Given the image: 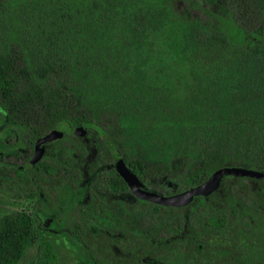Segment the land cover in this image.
Segmentation results:
<instances>
[{"label": "trees", "instance_id": "obj_1", "mask_svg": "<svg viewBox=\"0 0 264 264\" xmlns=\"http://www.w3.org/2000/svg\"><path fill=\"white\" fill-rule=\"evenodd\" d=\"M0 111V177L18 180L17 198L33 195L8 159L15 138L32 151L57 129L35 169L61 177L96 228L160 245L144 264H210L188 230L222 232L239 214L240 259L264 264V232L252 228L264 180L223 177L210 195L164 207L131 195L112 158L161 195L222 167L264 172V0H0ZM67 230L84 239L77 216ZM0 264L61 260L32 213L0 209Z\"/></svg>", "mask_w": 264, "mask_h": 264}, {"label": "rangeland", "instance_id": "obj_2", "mask_svg": "<svg viewBox=\"0 0 264 264\" xmlns=\"http://www.w3.org/2000/svg\"><path fill=\"white\" fill-rule=\"evenodd\" d=\"M3 113L0 111V128L5 125ZM14 133H11L10 141ZM52 151V150H51ZM18 165L24 160L23 153L17 151L8 157ZM9 160V161H10ZM30 190H24L33 197L17 198L15 191L18 180L0 177V209L5 211L24 209L32 213L37 222L40 240H49L59 254L61 264H144L151 253L157 252L160 245L138 241L129 244L127 239L116 233L96 228L78 213L82 200L76 198L73 191L61 177L47 178L35 170H29ZM85 188V186H84ZM264 197L256 198L252 228L264 232ZM72 216L81 219L85 230L84 239L76 241L68 232V221ZM242 215L229 223L222 232L205 231L199 228L188 230L185 238L187 244L194 248V253L202 261L210 264L236 262L246 264L240 259L241 251L234 243L236 232L241 224ZM247 236L251 237L250 234ZM256 240V239H254ZM90 252L98 261L88 255ZM34 253L30 249L28 255Z\"/></svg>", "mask_w": 264, "mask_h": 264}, {"label": "water", "instance_id": "obj_3", "mask_svg": "<svg viewBox=\"0 0 264 264\" xmlns=\"http://www.w3.org/2000/svg\"><path fill=\"white\" fill-rule=\"evenodd\" d=\"M70 133L75 134L76 136H82L84 131L81 126H78L71 129ZM62 135L63 133L61 131L54 129L38 138L34 143V152L29 160V165H34L41 159L44 150L42 147L43 144L57 140L61 138ZM112 158L113 165L119 176L125 182L129 191L135 198L164 207L182 208L190 204L195 197L210 195L217 189L219 182L223 177H248L257 180H264V172H257L239 167H222L216 169L206 180L194 187L171 195H161L143 190L134 175L124 166L117 152L112 154Z\"/></svg>", "mask_w": 264, "mask_h": 264}, {"label": "flooded vegetation", "instance_id": "obj_4", "mask_svg": "<svg viewBox=\"0 0 264 264\" xmlns=\"http://www.w3.org/2000/svg\"><path fill=\"white\" fill-rule=\"evenodd\" d=\"M16 132V131H15ZM14 132V133H15ZM11 134V133H10ZM16 134V133H15ZM15 141H17V143H16V152L17 151H20V153L22 154L23 153V155H24V160H23V162H21L20 164H18L17 165V167H19V168H22V169H26L27 170V174H28V171L29 170H35V171H37V169H35V165H36V163L38 162H36L34 165H29V160L31 159V157H32V155H33V152H34V143H33V148H32V151H29V150H26L24 147H23V145H22V140H21V137L20 136H18V137H16L15 138ZM54 141H56V140H54ZM51 142H53V141H51ZM13 145L12 146H15V142L14 143H12ZM42 147L44 148V144L42 145ZM15 163V162H14ZM16 165V164H15ZM38 172V171H37ZM39 173V172H38ZM41 175H43V174H41ZM43 176H45V175H43ZM46 177V176H45ZM125 183V182H124ZM91 184V177H89V178H87V179H85V181H84V183H83V188H84V186H85V188H87V186H89ZM127 186V185H126ZM84 188V189H85ZM128 188V187H127ZM128 190H129V188H128ZM130 192V191H129ZM130 194H131V192H130ZM132 195V194H131ZM77 197V196H76ZM78 198V197H77ZM80 205V204H79ZM78 208H79V206H78ZM118 235V234H117ZM258 258V257H257Z\"/></svg>", "mask_w": 264, "mask_h": 264}]
</instances>
